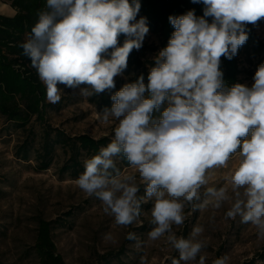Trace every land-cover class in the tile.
I'll use <instances>...</instances> for the list:
<instances>
[{
	"label": "clouds",
	"instance_id": "1",
	"mask_svg": "<svg viewBox=\"0 0 264 264\" xmlns=\"http://www.w3.org/2000/svg\"><path fill=\"white\" fill-rule=\"evenodd\" d=\"M191 2L204 5L203 15L189 10L168 17L174 31L154 58L147 83L140 75L110 96L113 103L103 109V119L118 122L114 138L85 159L76 180L83 192L102 201L118 225H131L142 203L152 201L155 226L148 236L167 235L179 253L172 264H190L198 256V264H205L200 253L206 245L196 239L203 228H194L186 239L177 237L173 225L184 223L186 203L193 211L208 205L200 193L208 183L206 172L224 168L238 149V163L228 177L236 199L226 216H239L264 238V63L250 87L227 86L220 68L221 57L231 60L248 40V25L264 20V0ZM140 8V0H46L20 46L49 103H59L64 88L92 96L116 87L115 78L150 30L146 17L137 19ZM165 101L167 107L154 120ZM121 155L146 185L143 196H138L136 177L117 167ZM206 193L217 209L231 199L224 187H208ZM127 238L136 239L133 233ZM228 260L221 256L213 264Z\"/></svg>",
	"mask_w": 264,
	"mask_h": 264
},
{
	"label": "rangeland",
	"instance_id": "2",
	"mask_svg": "<svg viewBox=\"0 0 264 264\" xmlns=\"http://www.w3.org/2000/svg\"><path fill=\"white\" fill-rule=\"evenodd\" d=\"M255 34L264 41V24L255 28ZM166 45L158 34L149 31L134 55L149 71L154 58ZM132 59L129 55L127 69L115 78L119 89L132 83L136 73ZM242 67L245 70L241 84L250 87L254 68L247 64ZM105 92L111 95L112 89ZM60 95L57 104L49 103L46 98L43 117L31 116L25 127L16 126L0 114V264H39L34 248L39 219L53 221L52 239L66 264H172V258L178 259L179 253L167 241V235L157 240L148 236L155 226L151 223L152 201L142 203L141 214L131 225H118L113 216L104 212L102 201L87 195L76 184L77 179L61 172L66 160L61 148L55 149L47 169L38 168L40 149L47 134L52 138L60 131L71 136L87 134L96 139L103 136L113 139L118 125L111 118L104 121L105 107L100 104V94L82 96L79 89L64 88ZM26 142L28 156L17 157L16 151ZM238 153L230 156L224 168L206 172L208 183L201 187L200 193L201 202L208 200V205L193 211L186 203L184 223L173 225L177 237L186 239L194 228H203L196 239L206 245L200 253L206 258L205 264H213L225 255L229 257L228 264H242L253 258L255 264H264L258 259L264 253V238L258 236L256 227L241 223L239 216L235 219L226 216L236 199L228 177L238 163ZM121 172L136 177L135 182L140 186L138 196H143L146 185L136 169L129 165ZM208 187L226 188L231 199L215 208L211 203L213 198L206 193ZM129 233L136 239H128ZM198 260L199 256L190 264H198Z\"/></svg>",
	"mask_w": 264,
	"mask_h": 264
},
{
	"label": "trees",
	"instance_id": "3",
	"mask_svg": "<svg viewBox=\"0 0 264 264\" xmlns=\"http://www.w3.org/2000/svg\"><path fill=\"white\" fill-rule=\"evenodd\" d=\"M11 5L16 9L13 17L0 15V114L5 116L18 127H25L31 116L43 117L46 109V88L40 81L35 68L31 66L30 59L23 55L20 46L29 35L31 28L37 22V12L45 8L46 0H10ZM131 2V0H130ZM141 8L137 19L146 17L149 31L158 34L164 43H168L174 28L169 23L170 15H182L189 10H194L197 16L203 15L204 5L192 3L191 0H140ZM264 24V20L256 26L248 25L249 38L239 48L238 54L231 60L221 57L220 68L224 74V81L227 86L241 83L245 64L253 66L254 71L260 64L264 63V41L255 34V28ZM125 37H119L122 44ZM136 49H133L130 56L133 58L136 70L132 83L140 75H144L147 83L148 69L137 57ZM151 64H153L151 62ZM120 90L117 86L112 89V94ZM110 94H100V104L103 107L112 105ZM149 96V93H145ZM93 98V97H92ZM167 107V101L161 105L160 111L153 113V119L158 120L163 108ZM112 139L108 136L94 138L87 134L65 135L56 131L54 137L47 134L42 143V156L39 169H47L52 160V154L56 148H61L66 155V160L61 167V172L68 174L71 178L77 179L84 171V158H90L98 153L102 146H107ZM28 143L21 145L16 151L19 158L28 156ZM239 151V149L237 150ZM117 167L122 170L129 166L126 158L122 155L116 158ZM53 221L39 219L34 248L39 258V264H66L62 256L57 252L52 239L51 228ZM259 260L264 263V253H260ZM256 258L243 262L242 264H255Z\"/></svg>",
	"mask_w": 264,
	"mask_h": 264
},
{
	"label": "crops",
	"instance_id": "4",
	"mask_svg": "<svg viewBox=\"0 0 264 264\" xmlns=\"http://www.w3.org/2000/svg\"><path fill=\"white\" fill-rule=\"evenodd\" d=\"M16 9L11 5L10 0H0V15L13 17Z\"/></svg>",
	"mask_w": 264,
	"mask_h": 264
}]
</instances>
